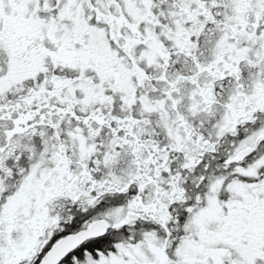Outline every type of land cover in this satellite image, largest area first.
<instances>
[{
  "label": "snow or ice",
  "instance_id": "snow-or-ice-1",
  "mask_svg": "<svg viewBox=\"0 0 264 264\" xmlns=\"http://www.w3.org/2000/svg\"><path fill=\"white\" fill-rule=\"evenodd\" d=\"M0 264H264V0H0Z\"/></svg>",
  "mask_w": 264,
  "mask_h": 264
}]
</instances>
